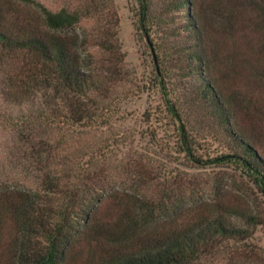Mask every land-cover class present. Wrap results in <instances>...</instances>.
Here are the masks:
<instances>
[{
    "label": "trees",
    "instance_id": "obj_1",
    "mask_svg": "<svg viewBox=\"0 0 264 264\" xmlns=\"http://www.w3.org/2000/svg\"><path fill=\"white\" fill-rule=\"evenodd\" d=\"M221 1L216 14H226L231 37L218 45L203 40L196 0H172V6L193 11L184 26L193 41L190 72L201 76L202 98L243 149L211 161L241 160L264 195V0ZM83 18L38 0H0V98L26 105L13 115L65 133L101 123L109 76L93 65L90 49L109 51L114 42L103 32L80 33ZM167 108L180 117L173 103ZM180 131L187 157L206 164L185 127ZM47 136H27L20 146L28 169L41 175L37 186L0 180V264H198L249 235L237 219L248 223L255 216L241 198L186 201L167 176L153 188L157 174L141 165L134 183L111 186L114 173L124 175L121 162L106 166L110 155L103 148L60 154L61 141Z\"/></svg>",
    "mask_w": 264,
    "mask_h": 264
},
{
    "label": "rangeland",
    "instance_id": "obj_2",
    "mask_svg": "<svg viewBox=\"0 0 264 264\" xmlns=\"http://www.w3.org/2000/svg\"><path fill=\"white\" fill-rule=\"evenodd\" d=\"M38 1L53 10L66 7L80 11L84 14L77 27L80 33L93 38L103 32L109 42H114L115 48L109 51L90 49L93 65L107 70L109 94L101 123L66 133L59 126L51 128L16 117L13 114H21L26 105L22 109L0 98V180L29 187L40 182L41 175L28 169L29 158L22 160L20 146L27 136L41 139L48 135L51 143L61 141L60 154H89L103 148L110 155L106 166L109 161H119L124 169L123 177L114 173L111 186L121 181L134 183L141 165L157 174L151 182L153 188L161 187L167 176L186 201L190 196L208 204L219 199L245 200L255 219L237 222L249 230L248 237L230 240L198 264H264V195L241 160L211 161L225 154H243V149L219 122L216 108L202 98L201 76L190 72L193 41L184 26L193 11L187 15L185 10H177L172 0ZM219 1L196 0L193 9L199 14L194 20L206 26L204 42L214 45L229 42L231 37V31L226 34V14H216L219 6L224 7ZM234 38L243 42L241 35ZM159 71L164 74L163 84ZM219 74L216 68L213 75ZM171 103L179 109L180 117L168 111ZM181 126L190 137L195 155L206 164L195 162L180 148ZM92 188L95 193L100 191H95L94 185Z\"/></svg>",
    "mask_w": 264,
    "mask_h": 264
}]
</instances>
